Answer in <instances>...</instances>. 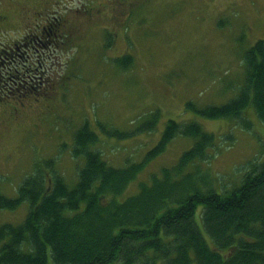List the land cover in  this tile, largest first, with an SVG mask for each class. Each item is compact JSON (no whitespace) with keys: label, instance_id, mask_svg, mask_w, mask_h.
<instances>
[{"label":"rangeland","instance_id":"374dc122","mask_svg":"<svg viewBox=\"0 0 264 264\" xmlns=\"http://www.w3.org/2000/svg\"><path fill=\"white\" fill-rule=\"evenodd\" d=\"M23 37L39 39L27 59L2 55ZM257 40H264V0H0V193L15 198L23 178L47 161L73 185L82 159L70 153L72 133L84 123L97 135L90 148L123 168L144 159L167 120H197L212 132L211 157L200 168L217 192L239 186L247 164L264 161V123L250 108L242 113L245 128L195 118L184 104L235 98L245 77L242 56ZM156 111L153 128L136 132ZM99 123L134 133L108 137ZM192 143L176 135L120 201ZM27 209L25 202L0 209V225H18ZM201 211L195 222L208 241Z\"/></svg>","mask_w":264,"mask_h":264},{"label":"trees","instance_id":"16d2710c","mask_svg":"<svg viewBox=\"0 0 264 264\" xmlns=\"http://www.w3.org/2000/svg\"><path fill=\"white\" fill-rule=\"evenodd\" d=\"M242 62L245 77L235 98L201 108L186 102L185 110L248 128L242 113L250 108L264 123V40L247 48ZM157 114L136 132L151 130ZM199 123L167 120L144 159L123 168L109 166L90 148L97 135L81 125L72 133L70 153L82 159L73 185L47 161L23 178L15 198L0 193V209L28 205L21 223L0 225V264H264V161L249 162L239 186L215 191L210 173L200 168L211 157L215 137ZM99 127L119 139L134 133ZM176 135L192 145L120 201L145 162L164 153ZM199 206L208 241L195 222Z\"/></svg>","mask_w":264,"mask_h":264},{"label":"flooded vegetation","instance_id":"af4514ba","mask_svg":"<svg viewBox=\"0 0 264 264\" xmlns=\"http://www.w3.org/2000/svg\"><path fill=\"white\" fill-rule=\"evenodd\" d=\"M35 39L38 38L23 37L20 41L12 42L9 45H6V48L2 49V55L12 57L13 59L15 57L13 55H16L17 58H21L23 54H26L25 57L27 59V54H30V49L33 48V43H36ZM14 71L17 72L18 69H14Z\"/></svg>","mask_w":264,"mask_h":264}]
</instances>
